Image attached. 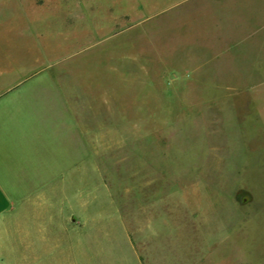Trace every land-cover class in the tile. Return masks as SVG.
<instances>
[{
  "label": "rangeland",
  "instance_id": "rangeland-1",
  "mask_svg": "<svg viewBox=\"0 0 264 264\" xmlns=\"http://www.w3.org/2000/svg\"><path fill=\"white\" fill-rule=\"evenodd\" d=\"M20 82L76 120L75 264H264V0H0Z\"/></svg>",
  "mask_w": 264,
  "mask_h": 264
},
{
  "label": "crops",
  "instance_id": "crops-1",
  "mask_svg": "<svg viewBox=\"0 0 264 264\" xmlns=\"http://www.w3.org/2000/svg\"><path fill=\"white\" fill-rule=\"evenodd\" d=\"M24 85L0 86V264H75L85 230L65 209L75 163L60 162L58 148L75 135L76 120L52 107L31 114L11 98Z\"/></svg>",
  "mask_w": 264,
  "mask_h": 264
}]
</instances>
